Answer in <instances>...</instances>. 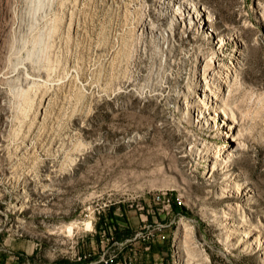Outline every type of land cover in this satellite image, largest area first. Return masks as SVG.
Wrapping results in <instances>:
<instances>
[{"label": "rangeland", "instance_id": "obj_1", "mask_svg": "<svg viewBox=\"0 0 264 264\" xmlns=\"http://www.w3.org/2000/svg\"><path fill=\"white\" fill-rule=\"evenodd\" d=\"M29 1L0 0V264H86L76 256L97 258L102 228L115 223L129 236L139 226V205L149 220L168 222L167 238L147 252L124 246L129 264H264L262 236L240 245L213 215L234 196L205 183L204 166L184 153L188 137L223 138L218 125L194 126V112H176L172 88L191 78L165 81L179 69H167L168 42L147 27L165 5L45 0L29 24ZM201 7L215 22L189 34L201 35L202 51L216 49L214 30L245 31L231 96L242 142L233 168L254 186L250 216L264 232V0H198ZM164 191L183 200L168 213L154 200Z\"/></svg>", "mask_w": 264, "mask_h": 264}, {"label": "bare ground", "instance_id": "obj_2", "mask_svg": "<svg viewBox=\"0 0 264 264\" xmlns=\"http://www.w3.org/2000/svg\"><path fill=\"white\" fill-rule=\"evenodd\" d=\"M158 1L162 6L165 5V13L159 18L158 25H147V27L150 31L153 30L159 34L162 32L163 35L160 34V37L168 42L164 49L167 54L165 63L167 69L172 71L174 66L179 69L176 74L173 71L165 72V81L177 80L182 77L191 78L189 83H177L172 88V91L178 89L177 92H174L177 101L176 112L180 114H188L189 112L193 114L194 112V117L189 119L194 126L218 125L214 135L223 138L218 144L215 143L214 139L188 137V149L186 146L184 153L186 152V155H189L194 161L195 169L198 164L204 166L201 174L205 183L213 185L219 181V194L234 196L231 201L224 204V207L218 209V212L213 213L218 219L217 222L220 224L223 233L226 236H231L236 243L243 246L255 242V238L258 236H262L261 242L264 243L262 225L251 220L250 216L251 205L256 194L254 186L246 182L242 174L233 168L235 157L239 149L242 148V142L240 140L241 131L237 125V116L232 109L234 101L231 96L236 91L233 85L234 80L241 73V64H243L248 50L245 42V31L243 28L237 29L233 26L228 27V31L225 33L214 30L215 36L211 33L208 35L218 40L216 41L218 45L214 44L216 49L202 51L200 48L201 35L189 36V34L194 29L197 30V26H199V30L201 26L202 30L208 24L211 29L215 23L211 9L201 7L198 11V0ZM44 2L45 0L26 2L27 10H25L26 18L24 19H27L29 24L37 17L38 12L42 11ZM40 7L41 9L38 11ZM154 16L155 18L159 17L157 12ZM196 17H199L198 24ZM243 24H247V21H244ZM192 44L195 45V52L188 53L190 48L186 46ZM179 49L183 52L175 60L173 56ZM206 60L211 61V66L206 65ZM186 65H189V68L183 70ZM46 75L44 70L33 73L28 79L35 80L46 77ZM28 79L25 78L26 81ZM180 86H184V93L180 92ZM163 87L162 85L156 86L155 94H161ZM246 211L249 215L245 214ZM70 225L68 224L66 227L69 231L72 229ZM262 248L264 249V244H262ZM190 262L200 264L202 260L196 258V261ZM175 264H180V262L176 261Z\"/></svg>", "mask_w": 264, "mask_h": 264}, {"label": "built area", "instance_id": "obj_3", "mask_svg": "<svg viewBox=\"0 0 264 264\" xmlns=\"http://www.w3.org/2000/svg\"><path fill=\"white\" fill-rule=\"evenodd\" d=\"M155 203L160 205L158 210L168 213L171 210L172 203L177 206L181 205L182 199L180 195L168 193L166 191L154 196ZM141 210L140 224L134 229L129 236H125L122 239L114 237L112 230L108 227L109 231L106 232L104 228L99 231L100 236V252L95 260H90L89 253H79L76 256L77 260L86 262V264H129L126 261V257L121 255V250L124 246H132L135 243L139 244L143 251H149L153 241H164L167 238L166 228L168 222L164 218L159 220H149L147 212L142 213L144 209L143 205L137 207ZM179 219L183 217L182 214H178ZM27 264V262L23 263Z\"/></svg>", "mask_w": 264, "mask_h": 264}, {"label": "trees", "instance_id": "obj_4", "mask_svg": "<svg viewBox=\"0 0 264 264\" xmlns=\"http://www.w3.org/2000/svg\"><path fill=\"white\" fill-rule=\"evenodd\" d=\"M176 207V206H175ZM113 220V219H112ZM110 227L111 230H112V233L114 234V237L117 238V239H122L124 238L126 235L123 234V233H126L128 231V229H125L124 228V232L122 234H120L121 230H123L120 226H118L117 224L115 223H112V225H108L107 228ZM128 235V234H127Z\"/></svg>", "mask_w": 264, "mask_h": 264}]
</instances>
